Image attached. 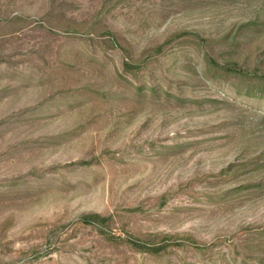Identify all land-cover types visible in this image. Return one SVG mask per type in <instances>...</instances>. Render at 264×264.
Returning a JSON list of instances; mask_svg holds the SVG:
<instances>
[{"label":"rangeland","instance_id":"374dc122","mask_svg":"<svg viewBox=\"0 0 264 264\" xmlns=\"http://www.w3.org/2000/svg\"><path fill=\"white\" fill-rule=\"evenodd\" d=\"M0 264H264V0H0Z\"/></svg>","mask_w":264,"mask_h":264},{"label":"trees","instance_id":"16d2710c","mask_svg":"<svg viewBox=\"0 0 264 264\" xmlns=\"http://www.w3.org/2000/svg\"><path fill=\"white\" fill-rule=\"evenodd\" d=\"M86 219L87 218H91V219H98L99 218V216L98 215H96V214H94V215H90V216H87V217H85Z\"/></svg>","mask_w":264,"mask_h":264}]
</instances>
